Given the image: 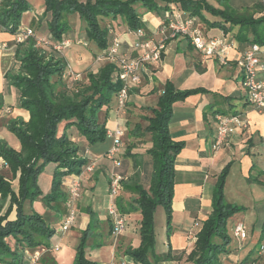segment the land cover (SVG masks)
<instances>
[{
    "label": "crops",
    "instance_id": "0c3cea01",
    "mask_svg": "<svg viewBox=\"0 0 264 264\" xmlns=\"http://www.w3.org/2000/svg\"><path fill=\"white\" fill-rule=\"evenodd\" d=\"M227 5L231 6L229 3ZM139 10L142 14L144 29L148 34H154L167 10L162 8L161 11H158L159 9L147 11L144 8ZM175 10L178 9L175 8ZM200 24L206 40L224 38L231 45L227 50L225 63L221 62L217 54L206 57L191 44L186 35H180L177 39L168 42L160 62L145 67L141 73V82L135 83L129 80L130 99L125 114L117 111L114 99L107 122V138L112 139V145L107 151L114 145V137L109 133L117 128L121 129L122 144L116 155L117 161L113 162L106 156L103 158L101 152L97 154L96 159L97 155L92 154L85 141H81L86 148V154L83 157L87 159V163L94 160L95 167L92 172L82 176L83 192L78 203L79 214L73 228H79L83 232L90 228L88 243L93 245L97 243L94 239L100 237L97 249L86 248V258L91 262L89 264H121L123 261L128 264H142L126 253L127 248H138L141 244L139 229L142 216L140 211L133 210L126 215L128 221L134 215L136 219L131 223L127 221L126 230L116 240L111 235L112 225L109 214H106L108 227L104 233L101 226L102 218L99 215L103 214L102 209L105 204L109 206V184L115 175L122 178L119 186V188L122 187V192L118 193L116 205L120 203L121 207L126 206V209L132 208V204L137 205L135 199L138 196L130 189L131 178L137 171L143 184L145 173H150V164L147 166L148 170H145L144 159L146 157L148 162L150 160L148 150L152 147V141L151 134L146 132L145 128L149 124L147 118L153 115L152 108H157L158 99L164 93L167 84L181 91L196 88H203L206 91L189 95L173 105L169 124L170 133L174 141L181 142L184 146L174 165L172 222L167 243H165L168 246V252L164 249L162 254V249L156 246L158 255L167 254L170 257L167 260L158 261L157 264H182L184 262L191 264L187 261V255L194 247L195 240L192 236L196 235L202 222L208 218L212 210L213 192L218 177L228 164H230V170L226 178L224 197L230 188H234L237 192L236 199L231 197L226 201L245 207L244 211H237L232 218L233 226L238 222H243L248 233L245 239L235 238L229 246V251L222 256V264H264V254L260 253V248L257 249L264 241V225L260 229L256 228L259 216L264 213V110L259 111L248 102L239 65V59L250 44L252 34L249 30L245 32L247 33L245 35L239 34L238 26L232 29L229 27L227 33H224L220 28H211L201 21ZM69 25V30L64 37L72 39L74 45L67 50V55H72L73 59L71 57L70 60L77 66L85 56L79 44L80 40L87 41L85 28L81 25L82 29L76 32L77 28L72 24ZM128 30L124 23L119 22L117 28L113 27L109 30V36L111 43L115 37H120L124 41L123 49H128L130 53H133L134 50L131 49L130 43L135 36ZM4 43L8 44V48H2ZM13 43V34L0 32V93L4 100V105L0 109V141L8 144L7 133L12 135L9 126L13 122L28 121L30 116L29 112L20 106V93L15 95L5 93V74L16 65L13 62ZM7 108L10 110L8 111ZM233 112L241 114L242 118L247 121V127L238 128L219 150L214 151L212 145L217 128L215 117L219 113ZM73 130L75 127H72L69 132L73 133ZM71 136L75 140L79 139L78 135L72 134ZM12 146L20 149V141L16 139ZM102 159L112 161L114 167L111 170L99 167L100 171H98V165L104 164ZM50 166L52 169L53 164L47 165V169ZM0 172L11 176L10 181L13 179L2 157H0ZM101 173L107 175L106 189L100 183ZM50 174L51 171L44 178V189L39 184L44 195L51 191L52 176ZM41 177L40 175L39 182ZM70 177L71 175L63 180L65 194ZM238 198H243L245 203ZM36 202L38 203V200ZM7 205L1 213L5 211ZM65 211L63 208L61 216L65 215ZM197 223L198 226H196ZM250 223H253L252 233L249 232ZM69 232L70 230L59 236L68 237ZM71 239L75 244L73 248L79 245L80 237L72 236ZM54 243L51 237L50 245ZM42 249L43 247L35 251L24 249L30 263L34 254L40 252L42 255L38 259L39 263L45 264L42 258L46 253ZM49 251L54 258L53 261L57 264L65 261L67 248ZM70 258H73V253H70Z\"/></svg>",
    "mask_w": 264,
    "mask_h": 264
},
{
    "label": "trees",
    "instance_id": "16d2710c",
    "mask_svg": "<svg viewBox=\"0 0 264 264\" xmlns=\"http://www.w3.org/2000/svg\"><path fill=\"white\" fill-rule=\"evenodd\" d=\"M47 11L52 13L49 23L51 35L55 41L62 40L69 30L65 22L68 16L77 14L85 28V38L93 42L100 51H107L111 46L109 30L117 28L119 22L129 30L144 27L139 9L147 11L158 9L174 10L177 8L195 16L211 28H220L227 33L228 28L239 27V34H252L250 43L264 45V6L259 2L256 12L240 13L229 5L217 7L208 0H45ZM31 9L28 0H0V32L15 34L21 27L22 15ZM260 16L256 17L255 14ZM86 41V42H87ZM15 44V45H14ZM14 59L19 65L17 74H5L12 83L19 87L20 106L29 112L28 121L13 122L9 128L20 141V149L0 141V157L5 159L6 167L13 178H18L16 191L9 182L11 176L0 172V264H20L22 256L18 248L49 249L50 238L55 232L42 215L30 207L42 197L45 203L59 205L66 200L62 190L65 176L79 175L87 159V146L107 139L109 111L113 107L121 87L115 81L119 66L107 61L96 71L88 73V83L71 90L63 82L66 63L63 59L47 55L36 47L34 39L14 42ZM206 91L203 88L176 90L167 84L159 97L157 108H152L153 115L148 117L149 124L145 131L151 134L152 147L148 153L153 158V173L150 189L140 183L137 171L132 176L130 189L138 196L137 205L130 209L120 208L123 214L133 210L140 211V237L138 248H127L136 262L157 264L169 259V255L156 253V209L163 205L167 212L168 230L172 222V198L174 186V165L184 144L172 139L169 124L175 102L184 100L192 94ZM4 105L0 93V109ZM103 113V117H102ZM60 126L62 129L60 130ZM75 127L77 140L69 130ZM54 165L51 191L45 195L39 185V176L47 165ZM230 164L220 173L213 192L212 210L202 222L196 233L193 249L187 255L192 264H222V256L229 250L231 237L227 230L228 220L240 208L228 203L224 197V187L229 174ZM15 211V218H10ZM169 232V231H168ZM90 236L87 228L77 246L78 264L91 263L86 258V243ZM14 239V246L8 239ZM46 251L42 258L45 264H57ZM41 258V257H40ZM22 261V260H21Z\"/></svg>",
    "mask_w": 264,
    "mask_h": 264
},
{
    "label": "built area",
    "instance_id": "2783aa9c",
    "mask_svg": "<svg viewBox=\"0 0 264 264\" xmlns=\"http://www.w3.org/2000/svg\"><path fill=\"white\" fill-rule=\"evenodd\" d=\"M264 6V0H257ZM129 33L135 36L131 41L130 47L133 53L129 50L123 49V40L120 37H115L111 43L110 49L97 57L98 61H113L119 66L115 81L121 82V87L118 90L115 100L117 111L125 114L127 111L128 102L130 99L129 80L139 83L141 82V73L147 65L158 63L162 60L163 55L167 49L169 41L177 39L180 35H186L191 44L202 52L206 57L220 56L221 62L225 63L227 58V50L231 47L224 38H211L206 40L204 32L201 28L200 21L197 17L187 14L180 10H167L160 25L154 34H148L144 27L136 30H128ZM14 42H24L29 39H34L37 46L52 45L56 51H60L62 47L69 46L74 41L70 38L64 37L62 40L53 43L51 38L39 36L32 27H20V29L13 34ZM157 37V39L155 38ZM80 44H86L85 41L80 40ZM3 49L8 48V44H3ZM239 65L242 72V81L246 90L247 100L257 110H264V45L260 43L248 44L245 51L239 59ZM69 76L77 78L79 75H74L67 72ZM9 111L10 108H7ZM217 128L214 136L212 148L214 151L219 150L222 145L230 138V136L238 129L247 127V121L242 118L240 113H219L216 115ZM114 137L113 147L107 151L104 156L117 161L116 155L120 151L122 144V131L115 129L109 133ZM95 162L92 160L86 163L82 172L79 175H73L67 182L66 193V211L65 219L61 227L58 229L59 234H66L76 222L79 214L78 203L82 197L83 179L82 176L94 170ZM122 178L120 176H113L109 184V206L108 214L111 220V235L116 240L127 228V219L125 214L118 210L116 205V198L119 192V186ZM199 224L197 223L196 226ZM57 230V229H55ZM233 235L237 239H245L247 237L246 226L243 222H238L233 227ZM192 239L196 240L195 234ZM58 249V245H50L49 249L43 248V251ZM260 253L264 254V241L260 247ZM40 252H36L32 257V263H35L39 257ZM121 264H128L123 261Z\"/></svg>",
    "mask_w": 264,
    "mask_h": 264
},
{
    "label": "rangeland",
    "instance_id": "374dc122",
    "mask_svg": "<svg viewBox=\"0 0 264 264\" xmlns=\"http://www.w3.org/2000/svg\"><path fill=\"white\" fill-rule=\"evenodd\" d=\"M208 1L211 4H213L214 6H217V7H224L225 5H227V3H229L233 8H235L240 13L241 12L242 13L254 12L256 10L255 9L256 8L255 6L257 5L256 3H258L255 0H248V1L245 0L244 2H242L241 0H239V1L237 0V1H234V2L230 1V0H208ZM28 2L31 5V9L23 13L21 26L22 27H32L37 32V34L39 36H44L46 38H51V41L53 43H57V41H55L53 39V37L51 35V32H50L49 23L52 22V13L47 11V6H46V3H45V0H28ZM243 4H245V5H243ZM158 11H161V10L159 9ZM255 16L258 17V16H260V14L256 13ZM65 22H67L68 24H72V26L76 27L77 28L76 32H78V31H80V29H82L81 28L82 27L81 26L82 25L81 24V20H80V18H79V16L77 14H72V15L68 16V20H66ZM3 32H6V31H3ZM81 33H82V30H81ZM77 35H78V33H77ZM67 38H69V37H67ZM73 45H74V42L71 43L69 46L62 47L60 49V51H56L55 48L52 45L45 46V47L44 46H37L42 51H44L47 55L54 54V56L59 57V58H61V59H63L65 61L66 69H65V72H64V80H63V82L71 90H75V89H77V88H79V87H81V86H83V85L88 83V77H87L88 73L90 71H92V70L96 71L101 65H103L105 62L107 63V61H108V60L98 61L97 57L103 56V54L110 49L109 48L107 51H100L98 49V47L93 42H89V41H87L86 44H80L82 46L83 50H84V55L85 56L82 57V61L80 63H78L77 66H76L75 63L72 60H70L72 55L71 54L67 55V50L69 48H71V46H73ZM14 48H15V46L13 47V51H14ZM126 50L127 49H125V51ZM72 59H73V57H72ZM13 62H15L14 59H13ZM15 64H16V62H15ZM67 72H71L74 75H79V77L75 78V77H73V75L69 76L67 74ZM10 73H12V74L20 73L19 72V65L16 64L13 68H11L10 69ZM4 87H5V91H6L5 93H9V94H12V95L13 94L15 95L16 93L17 94L19 93V87H17V85H15L14 83H12L8 77L5 80ZM10 92H12V93H10ZM114 98L115 97L113 96V99ZM16 103H17V100H16ZM103 116L104 115L102 113V117ZM61 129H62V126H60V130ZM75 130H73L74 131L73 133L72 132H70V133L76 135L77 133H76ZM9 132H11V131H9ZM7 134L8 135L6 137H7L8 141H9L8 145L12 146L15 143V140L16 139L18 140V138L12 132H11V134H12L11 136H13V137H11L9 135V133H7ZM111 145H112V139L107 138L104 142H98V143L90 145L89 147H90V149L92 151V154H94L96 156L98 153L101 152V153H103L102 157L104 158L105 157L104 156L105 152L111 147ZM96 151H98V152H96ZM97 157H98V155L95 158L97 159ZM149 158H150V160L148 162L147 158L145 157L144 165L146 167L145 170H148V168L150 167V169H149L150 173L149 174L145 173L144 178H143V184L141 183V180H140V183L142 184V186L145 189H148V190L151 187V179H152V173H153V158H152L151 155H149ZM102 160H103L102 163H104L105 165L104 164L98 165V167H97L98 171H100L99 167H102V168H105V169H109V170H111V168L114 167V164H113L114 161L113 162L110 161V160L108 161L107 159H102ZM148 164H150L149 167H147ZM48 168L49 169H47V167H46L44 172H42V174H41L42 177H41V181L39 182V184L42 185V186L40 185L42 189H44V178L47 176L49 171H51L50 176L53 177L54 165L52 167L53 170L51 169V166L48 167ZM99 174L100 173H98V175ZM65 177H68V175L65 176ZM16 179L18 180V178H15V179L13 178V179H11V181L9 179H7V180H9V182L12 184V187L16 191H18L19 182ZM100 183L102 184V187L104 189L107 188V175H103V173H101V175H100ZM62 190H63V185H62ZM119 192L120 193L122 192V187L119 188ZM43 195H44V192H43ZM108 197H109V193H108ZM117 197H118V195H117ZM231 197H233L235 199L238 197L237 192L234 190V188H232V189L230 188V191L226 194L225 200L228 201V199H231ZM40 198L42 199V197L37 198L38 203L36 202L37 201L36 200L35 201L36 203L34 202L33 203L34 206H32L31 208L33 209V211H35V212L39 213L40 215H42L43 218L45 219V221L48 222L49 225L52 228L57 229V230H55V232L52 235L53 241L55 242L54 244L58 245V250H60V249L63 250L64 248H67L65 261L62 262V264H78L77 261H76V258H77V246H75V248H73V246L75 244L72 242L71 238H72V236H75V237H80V239H81V237H83V233L84 232L80 231L79 228H76V227L73 228L74 225H75L74 224L70 228V232L67 235L68 237H64V236H63V238L60 237L58 229L61 227L62 222L65 219V215L61 216V214H62L61 212H62L63 208L66 210L65 202H64V204L60 203L57 206V205H51V204L45 203L43 200L41 201ZM238 199L243 201L242 200L243 198H238ZM233 205H235V204H233ZM119 206H121L120 203L117 204V207H119ZM238 207L240 208V210H238L239 212L240 211H244V208H245L244 206H238ZM31 208H30V205L27 203L26 209H27L28 212L31 211ZM122 209L126 210V206H123ZM78 210H79V208H78ZM118 210L120 211L121 209L118 208ZM4 212L5 211H3V213ZM85 212L88 213L87 211H85ZM102 212H103V214L102 215L100 214L99 217L102 218L101 219V221H102L101 226L103 228V233H104V232L107 231V227H108V220H107V217H106V214L108 213V205H106V204L104 205V208L102 209ZM3 213H0V214H3ZM129 213H126L125 216L128 215ZM155 217H156L157 248L158 249L161 248L162 249L161 253L163 254V250L164 249L168 252V246H166L165 243H167V239H168V236H169V232H168L169 230H168V224H167V212H166V208L163 205H159L157 207ZM10 218H15V213L14 212L11 213ZM126 219H127V216H126ZM135 219H136V215L131 217V219L129 221L127 219V221L131 223V222H134ZM257 224H258V226L256 225L257 229H260L262 227V225H264V213L261 216H259ZM233 227H234L233 226V218L231 216L229 218L228 224H227V230H228V233H229V235L231 237L230 244H232V242L236 238L233 235ZM252 227H253V223L252 224L250 223V229H249L250 233H252ZM99 239H100L99 236H98V238L94 239L97 242L96 245L88 243V241H87L85 249L86 248L91 249V250L97 249L98 248V243L100 241ZM7 241L10 242V244H12V246H14V243H15L14 239L10 238ZM258 248H260V246H258L257 249ZM18 250H19V252H21L20 254H22V256L20 258H18V259L23 260V264H40L39 260H37L35 263H32V262L30 263L29 258H27V255H28L27 252L25 253L22 250V248H20V247L18 248ZM70 253H73V258H70ZM23 256H24V259H23ZM21 260L19 262L20 264H22ZM182 264H186V262H184Z\"/></svg>",
    "mask_w": 264,
    "mask_h": 264
}]
</instances>
